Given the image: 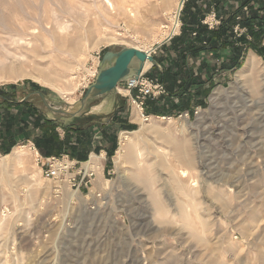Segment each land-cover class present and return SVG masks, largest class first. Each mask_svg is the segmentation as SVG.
Segmentation results:
<instances>
[{
	"label": "rangeland",
	"instance_id": "1",
	"mask_svg": "<svg viewBox=\"0 0 264 264\" xmlns=\"http://www.w3.org/2000/svg\"><path fill=\"white\" fill-rule=\"evenodd\" d=\"M110 1L112 13L106 11L102 0H0V65L14 64L29 73L16 82L0 83V91L12 90L17 101L36 91L55 108H65V103L74 108L85 93L78 90V75L82 70L90 74L97 57L100 67L107 51L133 44L145 48L150 40L149 28L157 26L158 38L160 26H165L169 36L176 21L177 33L147 52L162 62L160 65L155 60L159 71L168 69L171 73V64L179 59L177 49L184 47L183 41L176 39L184 35L181 17L186 0ZM120 3L128 7L125 15L116 8L122 6ZM178 3L183 6L175 14ZM68 9L74 12L69 10L71 15H67ZM163 13L169 16L164 18ZM46 16L67 21L70 41H76L77 32L83 33L95 22L97 38L119 34L121 41L92 48L94 40L88 37L82 46L89 50L81 47V58L80 54L70 57L66 47L57 50L49 35L39 28L34 31L39 32L38 39L13 38L14 32L21 35L28 27H39L37 23ZM18 18L21 23L15 21ZM194 36L191 33L189 38ZM253 41L234 58L239 68H233L231 62L227 73L218 69L219 58L207 54L196 62L195 57H188L193 78L200 79L206 63L212 62L215 70L214 80L206 76L202 79L207 86L202 106H190L168 116H148L147 121L140 117L132 129H122L114 152L93 154L97 157L93 168L83 165L82 170L93 173L88 185L71 186V177L76 184L81 179L79 167L59 180H46L41 175V160L67 155L51 152L66 139L68 116L50 112L38 98L24 101L31 107L25 114L20 113L24 108L8 110L1 106L0 143L5 142L9 114L16 117L19 113L20 120L11 133L19 139L9 141L14 145L7 155L0 154V264H264V89L255 94L248 82L251 72L245 70L247 60L254 55L258 61L256 76L264 87V57L252 50ZM258 45L264 49V37ZM152 67L145 73L156 75ZM239 71L244 73L237 81ZM43 73L54 81H44ZM189 104L194 105V100ZM46 120L56 127L42 125ZM58 129L64 133L61 139ZM129 135L139 142L137 149L144 159L143 167H147L144 172L131 165L119 171L114 163L121 142ZM166 138L185 143L191 150L192 169H186L194 178L187 184H197L193 186L197 190L195 201L182 196L173 177L172 170L179 166L172 163L168 167L158 159V151L168 144ZM15 148L20 151L18 160L9 157ZM168 151L175 153L170 147ZM155 201L166 211L165 222L155 213Z\"/></svg>",
	"mask_w": 264,
	"mask_h": 264
},
{
	"label": "crops",
	"instance_id": "2",
	"mask_svg": "<svg viewBox=\"0 0 264 264\" xmlns=\"http://www.w3.org/2000/svg\"><path fill=\"white\" fill-rule=\"evenodd\" d=\"M186 1L187 3L185 5L181 21V25H183L184 29L183 36L185 38L188 36V31L200 23L201 16L207 11V9L212 10L215 6L220 16L223 15L227 17L228 15L236 12L237 9L245 2V0ZM256 7H258V5ZM186 39L185 42L188 43L189 40ZM190 41H192L191 38ZM194 44H198V41ZM207 54L212 56V58H216L220 53L213 51L202 52L194 56L195 61H202V55ZM225 55H227V53ZM201 72L202 74L200 79L195 78L196 84L187 86L185 92L178 96H171L168 93L169 91H175L177 88H179V84H183L185 82L184 80L186 78V72L181 77L177 76L176 83L171 84L169 80L165 81L168 93L160 97L159 100L155 99L153 101L148 99L145 102L148 110L151 112L157 110L164 113V110L165 112H169L172 109L175 111H184L190 106H192V108L198 107L195 105L199 103V98L203 95L207 88L202 79L204 80L205 76L209 79L211 78V80L215 79V70L212 67V62L211 65H208L207 63L202 65ZM171 76L172 73L168 72V77ZM198 83L199 85H197ZM122 84V81L119 82L117 89L106 97L87 101L79 113L72 117H68V131L66 134V139L63 143L60 141L58 143V148L51 153L57 155L67 154L69 161L74 166L73 168L79 167V171H81L83 169V165L89 161L93 154L98 153L100 156H106V153L111 154L114 152L115 144L118 146V142L116 143V137L119 139L120 136L118 135L121 134L122 129H128V127L129 129H132L133 127H131V125H135L137 122L134 119L136 107L134 104H132L129 95L121 89ZM11 91L12 90L9 89H2L0 91V94L3 96H0V107H7L8 110L13 107L15 109L24 108L23 112L20 113L25 114V111L31 107L29 105H25L24 101L27 102L35 98H38L41 101V104L44 106L42 101V98L44 99V97L42 93L32 91L29 92V95L25 99L17 101L15 99V95ZM14 99L16 102H13ZM192 99L194 100V105L189 104L191 103ZM44 100L46 101V99ZM10 115L11 114H9L6 122L7 129L4 132V140L6 142L19 139V137H16L14 134L11 135V133L14 131V128L18 127L17 123H19L20 115L19 113H17L16 117ZM57 132L60 139L64 137L63 131L58 129Z\"/></svg>",
	"mask_w": 264,
	"mask_h": 264
},
{
	"label": "bare ground",
	"instance_id": "3",
	"mask_svg": "<svg viewBox=\"0 0 264 264\" xmlns=\"http://www.w3.org/2000/svg\"><path fill=\"white\" fill-rule=\"evenodd\" d=\"M122 1V0H121ZM184 2V0H182V3ZM125 3V2H124ZM182 3H178L177 4V8L175 9V11H176V13L175 14H178L179 13V11L181 10V8H182ZM101 4L105 7V9H107L106 11H109V12H111V11H113L114 10V6H113V2L111 3V1L110 0H102V2H101ZM122 6H120V7H116L117 8V10L120 12V13H123L124 14V12L126 11V7H127V5H126V7L122 4V3H120ZM120 4H118V5H120ZM71 8V7H70ZM128 8V7H127ZM69 10H72V12H74L73 11V9H68V11H67V15L70 13L69 12ZM105 11V10H104ZM117 11V12H118ZM62 12V11H61ZM69 12V13H68ZM80 12V11H79ZM115 12V11H114ZM112 13V12H111ZM30 14V13H29ZM126 14H127V12H126ZM131 14V13H130ZM164 15V18H167L168 16H169V14H166V13H163ZM46 15H48V14H46ZM69 15H71V14H69ZM125 15V14H124ZM30 16V15H29ZM44 16V15H43ZM134 16V15H133ZM47 17L48 16H46V19H44L45 17H43V19L44 20H42L40 23H37V25H39V27H37V26H32V27H28L27 29H26V31H24L21 35L20 34H17V33H15L14 32V34L12 35L13 36V38H15V37H18V41H19V39L21 40V39H24L25 37H31L32 39L34 38V39H38V36H39V32L36 34V32H34L35 31V29L36 28H39L42 32H44V33H47L48 35H49V37H50V39H51V41L54 43V46L56 47V49L57 50H60V49H64V47H66V52H68L69 54L68 55H70V57L71 56H79V54H80V56L81 55H83L84 54V51H87V49L88 48H84L82 45L84 44L83 42L86 40V38H88V37H90L92 40H94V42H93V46H92V48H98V47H100V46H102V45H113V44H116V43H119L120 41H121V38H119V34H117V36L116 35H114V36H111V37H100V38H97L96 36V33L97 32H95V30L93 29V26H95L96 25V22H95V24L94 25H92V23H91V25L90 24H88L83 30H84V32L83 33H80V34H78V32H77V35H75L76 36V38H77V40L76 41H70L69 39H68V36L69 35H66L67 34V31H68V29H69V25H68V23H67V21H61V20H59L58 18H56V17H54L53 19H47ZM82 17V16H81ZM101 17V16H100ZM104 17V16H103ZM128 17H130V16H128ZM16 18V17H15ZM23 18V17H22ZM26 18H27V16H26ZM173 20L175 19V16L174 17H171ZM135 19V18H134ZM37 20V19H36ZM80 20V19H79ZM94 20V19H93ZM96 20V19H95ZM132 20V19H131ZM15 21H18V22H20V20H19V18L18 19H15ZM23 21V20H22ZM1 22H2V20H1ZM81 22H82V20H81ZM80 22V23H81ZM87 22V21H86ZM21 23V22H20ZM24 24H25V22H23ZM19 24V23H18ZM27 24V23H26ZM26 24H25V26L24 27H26ZM29 24V23H28ZM32 24H34V23H32ZM86 24V23H85ZM84 24V25H85ZM23 25V24H22ZM48 25H50V28L46 31L44 28H45V26H48ZM83 25V26H84ZM5 26V25H4ZM29 26V25H28ZM1 27V26H0ZM157 27V26H156ZM156 27L154 28V27H151V28H149V30L148 31H150V40H149V42L145 45L144 44V46H145V48H143V47H140V46H134V44L132 45V47L133 48H135V49H138V50H141V51H144V52H148V51H150V49H152V47H154V45H156V44H160L161 43V41H163L164 39L166 40V39H169V38H171L173 35H175V33H177V31H178V28H179V23L178 22H174V32H173V34H169V36L167 35L168 33H167V31H165L164 29L166 28L165 26L164 27H161L160 26V30H161V35L157 38V36H155V34L157 33V29H156ZM12 28H14V27H12ZM95 28V27H94ZM20 29V28H19ZM78 29V28H77ZM98 29V28H97ZM151 29V30H150ZM7 30H8V28H7ZM21 31L23 30V29H20ZM99 30H100V28H99ZM141 30H143V29H141ZM40 31V32H41ZM97 31V30H96ZM144 31V33H145V30H143ZM147 31V30H146ZM73 32V31H72ZM141 32V31H140ZM65 33V34H64ZM142 33V32H141ZM41 34V33H40ZM43 34V33H42ZM70 34V33H69ZM147 34V33H146ZM137 35H138V33H137ZM139 35H141L140 33H139ZM47 36V35H46ZM143 36V35H142ZM70 37V36H69ZM141 37V36H140ZM145 37V36H144ZM143 37V38H144ZM147 37V36H146ZM12 38V39H13ZM142 38V37H141ZM16 39V38H15ZM45 39V38H44ZM72 39V38H71ZM96 40V41H95ZM135 40V39H134ZM147 40V39H146ZM28 41V40H27ZM46 42H47V40H46ZM25 43V42H24ZM28 43V42H27ZM46 44V43H45ZM142 44V43H141ZM28 45V44H27ZM32 45V44H31ZM30 45V46H31ZM67 45V46H66ZM42 46H43V44H42ZM46 46V45H45ZM28 47V46H27ZM81 47H83L84 49H82V50H84V51H82L81 50ZM32 48V47H31ZM62 49V50H63ZM89 50V49H88ZM30 52H31V50H30ZM29 52V53H30ZM63 52V51H62ZM11 53V52H10ZM82 53V54H81ZM89 54V53H88ZM148 54V53H147ZM13 55V54H12ZM36 55V54H35ZM150 55V54H149ZM14 56H15V54H14ZM39 56V55H38ZM37 56V57H38ZM81 58H83L82 56H81ZM1 59V58H0ZM84 61V60H83ZM14 62V61H13ZM0 63H2V62H0ZM12 64V63H11ZM152 64L149 62V61H146L145 63H144V68H143V72L142 73H144L145 71H147V69L148 68H150V66H151ZM257 65H258V61L256 60V57L254 56V55H251L250 57H249V59L247 60V63H246V65H245V70H248L249 72H251V74H250V76H249V78H248V82L251 84V86L253 87V89L252 90H254V92H255V94H260L261 92H262V90L264 89V87L262 86V82L260 83V81L257 79V78H259V77H257L256 76V68H257ZM64 66V65H63ZM22 68V67H21ZM19 66H14V64L13 65H8V66H2V65H0V83H9V82H16L17 80H19V79H21V78H23V77H25V76H27L28 74L26 73V71L24 70V68H23V70L21 69ZM244 70V71H245ZM244 71H239L238 73H237V75H236V79H237V81L240 79V77L242 76V74L244 73ZM43 75H44V77H43V79H44V81H46V82H48V83H51V81L53 80L54 81V79H50V77L49 76H47L46 74H44L43 73ZM30 78V77H29ZM36 79H37V77H36ZM57 80V79H56ZM37 81V80H36ZM43 81V82H44ZM52 81V82H53ZM69 82V81H68ZM69 84V83H68ZM71 87V86H70ZM62 88V87H61ZM74 88V87H73ZM72 88V89H73ZM67 89V88H66ZM60 92L62 93V91L60 90ZM64 93V95L67 93H65V92H63ZM63 95V94H62ZM66 99V98H65ZM68 99V98H67ZM70 101V100H69ZM70 103V102H69ZM71 104V103H70ZM70 104H68L69 106V108L71 107V105ZM135 115H134V119L136 120V121H139L140 120V117H141V114H140V111H139V109H137L136 108V110H135ZM143 121V120H142ZM136 135V134H135ZM125 139H124V141H122L121 142V146H120V148H119V152H117L116 154H117V157L115 158V161H114V163H115V165H116V167H117V169L119 168H125L127 165H131L132 167H136V169L138 170V171H140V172H144L145 170H147L145 167H143V165H144V159L142 158V156H141V154L139 153V151H138V147H139V142L138 141H135V138L132 136V135H129V136H125L124 137ZM167 142H168V144L166 143L163 147L164 148H161V150H159L158 151V153H157V155H158V159H161L162 160V162L164 163V164H166V166H168V165H171V166H173L172 165V163H176L179 167L178 168H176L175 170L173 169L172 170V174H173V177H174V179H175V181H177V183H178V186H179V189L181 190L180 192H182V196L183 197H188V196H191V199H192V201H195V199H196V194H197V190H196V188L194 189L193 188V186L195 187L196 185H195V183H194V185H190L189 184V186H188V180H190V179H192V178H194L193 176H192V174L190 173V171H188V169H192V165H193V157H192V155H191V150L189 151V149H188V146L185 144V143H182V142H177V141H174V140H171L170 138H166L165 139ZM170 144V145H169ZM138 145V146H137ZM170 147V150L171 151H174L175 153V155L173 154V153H170L169 151H168V147ZM140 149V148H139ZM18 149H14L13 150V152H12V154H11V156H9V157H12V160L13 159H16V160H18L17 158H18V153L20 152H18L17 151ZM142 153V152H141ZM20 154V153H19ZM19 156H21V155H19ZM8 156H6V157H4L3 159H6ZM20 159V158H19ZM19 161H21V160H19ZM97 161V157H91V159H90V161L87 163V164H85V165H87L88 167H89V165L91 166L92 164H95V162ZM1 165V164H0ZM2 166V165H1ZM95 166V165H94ZM169 167V166H168ZM187 167H189L188 169H186ZM2 168V167H1ZM92 168H93V165H92ZM89 169V168H88ZM118 169V170H119ZM3 170V169H2ZM120 171V170H119ZM121 173V172H120ZM146 173V172H145ZM143 174V173H142ZM142 176V175H141ZM144 176H145V174H144ZM144 176H142V177H144ZM100 177V176H99ZM146 177H148V176H146ZM152 177V176H151ZM196 177V176H195ZM137 178V177H136ZM261 179H263V178H261ZM137 181L139 180V181H141V180H143V178L142 179H136ZM260 180V179H259ZM148 181V180H147ZM147 181H145V182H147ZM151 181V180H150ZM149 181V182H150ZM192 181H195V180H192ZM152 182V181H151ZM150 182V184L149 185H151L152 183ZM137 183H139V182H137ZM148 183V182H147ZM61 185H62V182L60 183ZM260 184V183H259ZM25 185V184H24ZM147 185V184H146ZM153 186H154V184H153ZM241 186V185H240ZM251 186V185H250ZM62 187V186H61ZM146 187V186H145ZM155 187V186H154ZM153 187V188H154ZM157 187V186H156ZM241 187H243V186H241ZM241 187H239V188H241ZM249 187V186H248ZM148 188V187H147ZM150 189H152V188H150ZM156 189V188H155ZM186 189L187 190H189L190 192L189 193H187L186 192ZM237 189V188H236ZM245 189H246V187H245ZM250 188H248V190H249ZM149 190V189H148ZM156 193H157V196H158V191H155ZM254 192V191H253ZM239 193V192H238ZM144 194V193H143ZM150 198V197H149ZM160 200V199H159ZM162 203V202H161ZM179 204H181L180 202H179ZM154 207H155V213L156 214H158L161 218H162V220L165 222L167 219H168V216L165 214L166 213V211L164 210V208L162 209V206H160L159 204H158V202H156L155 201V203H154ZM180 208V207H179ZM182 208V207H181ZM181 212V215H184L185 214V211H183V209H182V211H180ZM255 214V213H254ZM169 216H171L170 214H168ZM181 217V216H180ZM171 218V217H170ZM181 219L182 220H185V216H184V218H183V216L181 217ZM186 219H188V218H186ZM188 226V225H187ZM188 228H189V226H188ZM260 258V257H259ZM262 258H264V257H262ZM261 258V259H262ZM261 261V260H260ZM263 261V260H262ZM264 262V261H263ZM262 263V262H261Z\"/></svg>",
	"mask_w": 264,
	"mask_h": 264
},
{
	"label": "trees",
	"instance_id": "4",
	"mask_svg": "<svg viewBox=\"0 0 264 264\" xmlns=\"http://www.w3.org/2000/svg\"><path fill=\"white\" fill-rule=\"evenodd\" d=\"M186 3L187 1L184 3V7L182 9V15ZM257 5L258 7H256ZM211 11L215 14L217 20L219 21V25L216 28L209 30L205 25L202 24V21L205 18V16L209 14ZM235 25H238L240 28L244 29V33L238 38L233 35V28ZM188 32L190 33V35L188 33V36H186L187 39L184 36H182L183 33H181L179 37H177V39L174 37L176 40H179L180 42L183 41L184 47H182V50L177 49L179 59L177 60V64H171L172 67L171 77H168V69L167 70L163 69L162 71H159L158 66H153L151 68V69H155L156 75L146 73L147 77L160 83L164 87L165 93H168L165 81L169 80L171 84L176 83L179 72L181 71L186 72V78L184 80L185 82L184 83L182 82L183 84H179L178 85L179 88H177L175 91L173 92L169 91L168 94L171 96H178L180 94H183L187 89L186 88L187 86L196 84V79L192 77V69H190L187 64L188 57L193 58L195 55L202 52H212V51L218 52L220 54H218L216 58H219L218 60L221 62L218 69H222L221 72H228L229 71L228 68H230L231 62L234 65L233 68H239L240 64L235 59H237L238 55H240V53L245 51L246 47L249 44H251L250 41L252 39L254 40L252 44L253 47H251L252 50L255 51L257 54H259L260 56L264 57V49L263 47L261 46L259 47L258 45L259 43H261V40L264 37V0H245V2L242 4V6H240L237 9L236 12H234L231 15H228L227 17L223 15L220 16L218 10L214 6L212 10L207 9V11L202 14L200 23L196 25L194 28L190 29ZM191 33H195V36L192 39V41H190L189 38L191 37ZM248 38H250V41L247 40ZM185 39L189 40V42L186 43ZM197 41L198 44H194ZM226 51L228 53L227 55H225ZM155 60L157 61L158 64L162 65V62H160L158 59ZM168 67L170 66L168 65ZM197 85H199V83ZM32 86H35V84L32 83ZM203 95L199 98L200 101L195 106L198 107L202 106ZM144 112L145 115L148 116L149 115L168 116L171 114H178V111L175 110H170L169 112H164V113L157 110L151 112L150 110H148L146 105L144 108ZM42 125H48L51 128L56 127V125H54V123L49 120H46V122H44ZM5 142L0 143V154L3 155H7L10 151V148L14 145L13 142H6V143Z\"/></svg>",
	"mask_w": 264,
	"mask_h": 264
},
{
	"label": "built area",
	"instance_id": "5",
	"mask_svg": "<svg viewBox=\"0 0 264 264\" xmlns=\"http://www.w3.org/2000/svg\"><path fill=\"white\" fill-rule=\"evenodd\" d=\"M185 1V0H184ZM184 3V2H183ZM238 20V18H237ZM202 24L205 25L209 30L214 29L219 25V21L217 20L215 14L210 12L209 15L205 16L202 21ZM244 29L240 28L238 25H235L233 28V35L235 37H239L243 34ZM99 68V57L96 58L95 67H91L90 74L83 73L78 75L79 84L78 90L80 93H83L96 79ZM121 89L126 92L132 104L135 105L137 109H139L141 114V119L143 121L148 120V115H145L144 108L145 102L148 99L155 100L160 95L165 93L164 87L146 76V73H141L138 78H126L123 81ZM41 175L46 180H59L67 175H70V170L73 169V165L69 161L67 155H61L58 157H48L41 160ZM79 174H82L80 181L76 184L75 177L70 178L71 186L79 187L81 184L88 185L90 183V178L93 173H87L85 170L79 171Z\"/></svg>",
	"mask_w": 264,
	"mask_h": 264
},
{
	"label": "water",
	"instance_id": "6",
	"mask_svg": "<svg viewBox=\"0 0 264 264\" xmlns=\"http://www.w3.org/2000/svg\"><path fill=\"white\" fill-rule=\"evenodd\" d=\"M149 61L157 66L154 58L144 51L133 47L120 48L117 51H107L103 54L101 65L95 81L85 90L83 97L76 103L74 109L69 112L65 103V108H55L49 105L42 98L43 104L50 112L62 116L72 117L79 113L89 100H95L108 96L117 89L119 82L126 78H138L143 72V65Z\"/></svg>",
	"mask_w": 264,
	"mask_h": 264
}]
</instances>
